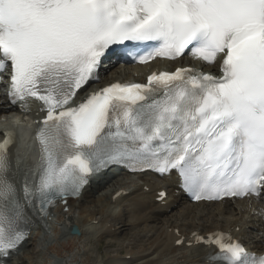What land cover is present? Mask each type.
<instances>
[{
  "label": "snow or ice",
  "instance_id": "obj_1",
  "mask_svg": "<svg viewBox=\"0 0 264 264\" xmlns=\"http://www.w3.org/2000/svg\"><path fill=\"white\" fill-rule=\"evenodd\" d=\"M157 59L176 67L89 90L106 61ZM0 84L43 113L19 180L12 135L0 142V264L111 168L174 177L196 204L264 201V0H0ZM238 233L177 229L175 243L198 249L195 264H264V243Z\"/></svg>",
  "mask_w": 264,
  "mask_h": 264
},
{
  "label": "bare ground",
  "instance_id": "obj_2",
  "mask_svg": "<svg viewBox=\"0 0 264 264\" xmlns=\"http://www.w3.org/2000/svg\"><path fill=\"white\" fill-rule=\"evenodd\" d=\"M184 64L185 66L191 65L186 60ZM167 65L172 67L171 69L176 67L175 63ZM147 69L141 68L140 73L145 72ZM104 71L102 68L99 85H93L89 88L90 91L94 87H103L109 84V78L104 76ZM125 78L129 80V77ZM113 80L117 81L118 79ZM7 100L8 96L0 95V118L5 117L10 112L18 111V108L10 105ZM29 112L32 114L37 112L35 103L29 106ZM1 132L2 129H0V134ZM14 169L19 180L23 172L19 173V170ZM99 177L97 176L89 182L79 199L68 201L67 207L69 210L67 212L63 211L65 206H59L54 212L53 219L47 221L49 226L47 231L43 228L38 230L32 228L30 230L29 243L17 257L19 263H23L24 259L20 256L24 255L27 247L33 245V254L37 259L34 262L39 261V259L42 261L43 257L46 256L45 260L47 261L43 260L42 264L44 262L45 264H51L50 260L52 258L50 259L48 256L52 255L64 264H90L94 252L99 256V264H195L198 249L195 246L192 249L177 246L175 243L177 229H179L182 237L187 238L194 230L208 228L235 230L239 228L238 234L249 247L258 248L264 243V201H258L257 198H252L251 203L248 199H245L226 200L222 203L207 205L190 204L180 192L175 191V186H171L169 187L167 200L163 204H159L156 202L157 194L167 186V179H158L147 174L138 176L143 184H133L135 188L128 195L125 193L118 199H113V195L116 193L120 191L124 193L126 189L123 188L116 191L109 198L106 196L95 198L97 199L95 203L102 204V208L99 211L96 210L97 212H94L95 210L90 212L86 210L88 206L86 209L84 208L83 202H87L96 192L95 183ZM114 177L116 176L107 173L102 181L106 183ZM121 182L123 183V181ZM144 187H148L149 192H146ZM105 208L108 210L107 213L104 210ZM109 210H111L110 213H108ZM173 215L178 216L186 223L183 226H180V223L178 226L173 224L175 220H172L173 223L170 221ZM98 217L99 219H97ZM66 219L71 221L72 226L76 225L80 229L81 234L79 236H72L69 233L70 228L67 226ZM127 220L137 228L138 234L134 239L129 240L130 243L127 246L115 250L116 253H103L100 248L103 240H113L109 243V246L114 248L118 236L117 231L114 230V232L113 228L122 224L127 226ZM94 222H97V225L92 226ZM245 227L249 229L248 232L243 231ZM250 234H253L255 239L257 238V242H253ZM50 237L53 238V242L49 245L46 241ZM94 239L95 242H93ZM127 258L130 259L126 260Z\"/></svg>",
  "mask_w": 264,
  "mask_h": 264
},
{
  "label": "rangeland",
  "instance_id": "obj_3",
  "mask_svg": "<svg viewBox=\"0 0 264 264\" xmlns=\"http://www.w3.org/2000/svg\"><path fill=\"white\" fill-rule=\"evenodd\" d=\"M105 70H106V72L104 71V76H106V77H108L110 80H112V79H115V78H118V79H124L125 77H131L130 75V73H128L127 71H123V68H121V66L119 65V64H116V65H110V68H108V67H105ZM121 70V71H120ZM125 76V77H124ZM121 77V78H120ZM112 78V79H111ZM1 93H2V89H0V95H1ZM1 96H3V95H1ZM14 113L13 112H11V113H9L8 114V116H10V117H12V116H15V115H13ZM16 117V116H15ZM17 118V117H16ZM7 119H8V117H1L0 118V129H2L1 128V126L3 127V126H5L4 124H7ZM16 120H18V119H16ZM15 120V121H16ZM115 170H110L108 173H113ZM119 179V180H118ZM121 179H123V180H121ZM113 180V181H112ZM121 181H123V183H126V184H123ZM104 182V183H103ZM135 182V183H134ZM118 184V185H117ZM124 186H123V185ZM130 184V185H129ZM133 184L135 185V184H137V178L136 177H125V176H122V175H119V176H116V177H114L113 179H111L110 181H106V183H105V181H100V182H97V183H95V188H96V192H94V195H92V199L90 198V199H88L87 200V202H83V206H85L84 208L86 209L87 208V206H88V208L86 209L87 211L89 210L90 212H92V210L94 211V212H97V211H99V209H101L102 208V204H100L99 202H97V203H95V201H97V199H95V198H102L103 196L105 197H107V198H109L110 196H112L113 195V193L116 191V190H118L119 188H128V189H130L129 191H131L133 188H134V186H133ZM97 185V186H96ZM113 185H115V186H113ZM120 185V186H119ZM119 186V187H118ZM129 186H130V188H129ZM111 187V188H110ZM103 197V198H104ZM94 200V201H93ZM90 204H89V203ZM85 203V204H84ZM107 208H108V206H107ZM107 208H105L104 210H106ZM97 210V211H96ZM107 211L108 210H106L105 212L107 213ZM111 212V210H109V212L108 213H110ZM178 216H176V215H173L172 217H171V222L173 223V221H174V223L173 224H175V225H180V226H183L186 222H183V220L181 219V218H179ZM97 219H99V217L97 218ZM173 220V221H172ZM179 220V221H178ZM248 221H249V219H248ZM183 222V223H182ZM127 226H124L123 224L122 225H116L113 229L115 230V231H117V236H118V240L116 239V246L114 247V248H111L110 246H109V243H111V241H113V240H111V239H104L103 240V242L101 243V245H100V248H101V250H102V252L103 253H107V254H113L114 252L116 253V251L119 249V248H121V247H123V246H127L129 243H130V241L129 240H132V239H134V237L138 234V231H137V228L133 225V223L132 222H128V220H127ZM180 223V224H179ZM94 225H97V223L96 222H94L93 224H92V226H94ZM111 227V226H110ZM109 227V228H110ZM113 230V231H114ZM249 231V229L248 228H246L245 227V229H244V231ZM114 231V232H115ZM247 231V232H248ZM126 232V233H125ZM133 232V233H132ZM144 235V234H143ZM143 235H141V236H143ZM251 235V238H252V240H253V242H257V238L255 239L254 237V235L253 234H250ZM126 236V237H125ZM137 239V238H136ZM52 240V241H51ZM127 241V242H126ZM47 244L49 243V245L51 244V242H53V238L52 237H50L47 241ZM93 242H95V239L93 240ZM119 243V244H118ZM127 243V244H126ZM118 244V245H117ZM33 250H34V246L33 245H29L28 247H27V249H26V251L24 252V255H22V256H20L21 258H23L24 259V261H22L23 263H19L17 260V262H16V264H42L43 263V260H45L46 258V256H42L43 257V259H42V261H41V259H39V261H36V262H34L35 260H37L36 259V257H35V255L33 254ZM116 250V251H115ZM113 251V252H112ZM93 257H92V262H90V264H99V262H100V259H99V256H98V254L96 253V252H94L93 253V255H92ZM98 256V257H97ZM33 257H35L34 259H33ZM48 258H52L51 260H50V262H51V264H64V263H61L57 258H55L53 255L52 256H48ZM123 258H124V256H123ZM56 259V260H55ZM125 259V258H124ZM95 260V261H94ZM98 260H99V262H98ZM126 260H129V258H127ZM47 260H45V262H46ZM45 262H44V264H45ZM96 262V263H95ZM48 264H50V263H48Z\"/></svg>",
  "mask_w": 264,
  "mask_h": 264
},
{
  "label": "water",
  "instance_id": "obj_4",
  "mask_svg": "<svg viewBox=\"0 0 264 264\" xmlns=\"http://www.w3.org/2000/svg\"><path fill=\"white\" fill-rule=\"evenodd\" d=\"M78 233H79V231H78ZM79 235V234H78Z\"/></svg>",
  "mask_w": 264,
  "mask_h": 264
}]
</instances>
